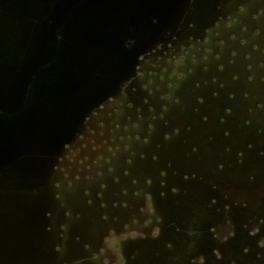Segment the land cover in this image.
Returning <instances> with one entry per match:
<instances>
[{
    "label": "rangeland",
    "instance_id": "374dc122",
    "mask_svg": "<svg viewBox=\"0 0 264 264\" xmlns=\"http://www.w3.org/2000/svg\"><path fill=\"white\" fill-rule=\"evenodd\" d=\"M42 1L0 0V62L19 61L0 89L24 105L69 60L28 71L31 37L111 11ZM23 152L0 166V264H264V0H185L66 144Z\"/></svg>",
    "mask_w": 264,
    "mask_h": 264
},
{
    "label": "water",
    "instance_id": "95a60500",
    "mask_svg": "<svg viewBox=\"0 0 264 264\" xmlns=\"http://www.w3.org/2000/svg\"><path fill=\"white\" fill-rule=\"evenodd\" d=\"M100 1H107L111 11L82 10L64 26L47 22L39 36L31 37L26 47L28 71L32 65H42L41 58H48L51 50L69 60L58 75L48 73L37 80L26 105L18 103L25 93L0 89V166L15 162L10 170L25 159H35L25 157V148L42 157L66 144L89 111L112 93L138 53L166 29L185 0ZM42 2L49 10L48 0ZM58 34L64 39L60 41ZM2 63L11 72L19 61ZM44 144L47 151L42 152L38 146Z\"/></svg>",
    "mask_w": 264,
    "mask_h": 264
}]
</instances>
